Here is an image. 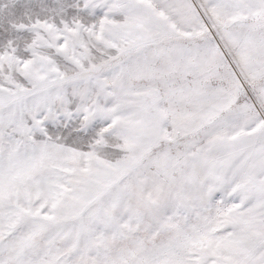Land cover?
I'll return each mask as SVG.
<instances>
[{
    "label": "snow or ice",
    "instance_id": "1",
    "mask_svg": "<svg viewBox=\"0 0 264 264\" xmlns=\"http://www.w3.org/2000/svg\"><path fill=\"white\" fill-rule=\"evenodd\" d=\"M0 264H264V0H0Z\"/></svg>",
    "mask_w": 264,
    "mask_h": 264
}]
</instances>
